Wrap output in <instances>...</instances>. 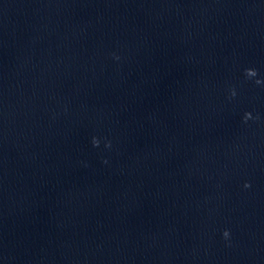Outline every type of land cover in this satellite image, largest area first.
<instances>
[{
    "label": "clouds",
    "instance_id": "1",
    "mask_svg": "<svg viewBox=\"0 0 264 264\" xmlns=\"http://www.w3.org/2000/svg\"><path fill=\"white\" fill-rule=\"evenodd\" d=\"M246 74H247L249 77H252V76H255V75H256V71H255L254 69H247V70H246ZM257 83H260V81L258 80ZM231 94H232V96H235V95H236L235 90H233ZM249 118H251V113H246V114H245V120H247V119H249ZM98 144H99V141L96 140V139L94 138V139H93V145H94V146H98ZM245 186L247 187L248 185H245ZM223 235H224L225 238H227L228 235H229L228 231L226 230V231L223 233Z\"/></svg>",
    "mask_w": 264,
    "mask_h": 264
}]
</instances>
